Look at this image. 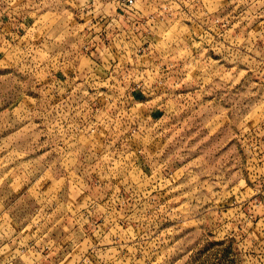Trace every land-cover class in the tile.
Segmentation results:
<instances>
[{"label":"clouds","instance_id":"clouds-1","mask_svg":"<svg viewBox=\"0 0 264 264\" xmlns=\"http://www.w3.org/2000/svg\"><path fill=\"white\" fill-rule=\"evenodd\" d=\"M197 262L264 264V0H0V264Z\"/></svg>","mask_w":264,"mask_h":264},{"label":"rangeland","instance_id":"rangeland-1","mask_svg":"<svg viewBox=\"0 0 264 264\" xmlns=\"http://www.w3.org/2000/svg\"><path fill=\"white\" fill-rule=\"evenodd\" d=\"M190 118H191V116L186 117L185 119L187 120ZM173 130H174V133L177 136H179L184 131L183 123L172 124L169 128V131L171 132ZM193 131H195V129H193ZM213 132H215V129L213 130ZM191 135H192V132H189L187 134L188 137H191ZM200 140L202 142V148L198 150L197 158L204 159L209 164V166H211V164H212V160L208 159L209 153L216 152L215 159L219 160V158L221 156H223L227 151V147L221 148V149H219V151H217L218 146L221 145L225 140V134L213 135L212 133L205 131L200 136ZM173 200H183V194L180 192H177L172 197H170L169 201H166L165 203H170ZM163 206H164V204L161 205V207H163ZM168 230L171 231V228H169ZM198 252H199V248L192 251L191 256H195ZM197 264H199V262H197Z\"/></svg>","mask_w":264,"mask_h":264}]
</instances>
